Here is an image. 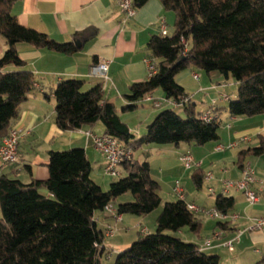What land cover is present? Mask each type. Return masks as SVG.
<instances>
[{
	"label": "trees",
	"instance_id": "trees-1",
	"mask_svg": "<svg viewBox=\"0 0 264 264\" xmlns=\"http://www.w3.org/2000/svg\"><path fill=\"white\" fill-rule=\"evenodd\" d=\"M16 1L0 0V36L6 43L0 70L8 65L19 68L0 71V140L7 135L11 122L18 117L20 104L27 100L35 84L32 72L23 69L26 62L20 58L17 45L25 43L70 55L95 36L93 28H86L74 32L70 41L58 42L19 23L12 12ZM147 1L132 2L136 9ZM159 1L165 11L174 14L173 30L149 37L146 48L156 72L129 86L124 95L127 102L120 110L134 111L142 101L164 109L157 112L144 134L135 137L114 104L106 99L101 84L84 89L82 79L58 82L52 90L53 119L58 129L80 130L101 123V134L120 141L131 154L120 164L119 174L111 176L118 179L110 182L106 190L91 178V163L83 147L50 150L45 180L31 177L24 183L1 175L0 264H104L103 257L110 258L104 246L105 237L110 236L106 233L115 228H100L96 214L103 212L117 224L123 214L145 216L160 206V184L151 176L149 163L139 162L134 152L149 144L179 147L182 143L204 145L219 139L221 120L215 112L221 109H206L211 118L202 120L200 116L205 111H194L189 95L176 81L180 72L201 69L206 73L217 71L225 79L231 77L237 84L236 98L221 96L228 101L229 115H264V0ZM76 40L80 47L75 45ZM155 89L163 92L164 99L153 97ZM147 97L159 105L154 106ZM263 153L261 138L257 146L238 152L237 163L242 169L246 155ZM193 170L192 180L200 187L205 173L200 167ZM126 193L132 200L118 202ZM176 198L164 202L155 219V230L141 231L110 264H221L217 255L206 253L202 245L178 234L187 228L198 236L201 214L192 212L187 206L191 202L185 198ZM108 205H112L115 216H121L120 220L106 210ZM233 205L231 196L219 194L214 198L213 208L219 212L230 215ZM254 264H264V259Z\"/></svg>",
	"mask_w": 264,
	"mask_h": 264
},
{
	"label": "crops",
	"instance_id": "crops-1",
	"mask_svg": "<svg viewBox=\"0 0 264 264\" xmlns=\"http://www.w3.org/2000/svg\"><path fill=\"white\" fill-rule=\"evenodd\" d=\"M12 12L22 25L46 33L58 42L70 41L74 32L86 28H93L95 36L85 42L76 53L70 55L36 49L25 43L17 45L20 58L26 62L23 69L32 72L35 84L33 90L29 92L27 100L20 104L18 117L11 122L9 127L22 131L18 143L17 161L11 165L3 164L0 161V176L5 175L24 183L29 182L31 177L45 180L49 174L48 152L50 150H65L70 147H83L91 163V168L96 164L100 166L95 159L101 154L95 150L91 139L84 136L86 130L97 134L99 130L97 124L80 130L63 131L58 129L54 123L55 100L52 90L58 82L64 79H82L84 89L101 84L106 99L114 104L121 120L126 123L130 132L135 137L144 134L146 126L150 123L148 121L156 112L145 111V116H142V119L139 118V126L134 128L129 119L123 117L128 113H123L117 108V105L122 107L126 104L127 100L124 95L128 93L132 83L146 80L145 60L150 58L146 43L151 35L159 33L160 19L165 20L167 28L171 23L173 25L174 14L172 12L165 11L159 0H148L144 5L136 8L135 14L130 18L125 17L113 0H17L12 5ZM5 49V40L0 36V57ZM101 62H107L106 78L93 70V67ZM15 70H19V68L8 65L1 68L0 71ZM190 72L191 75L194 73L191 70ZM185 75L187 76L189 73H185ZM185 75L177 76L176 81L189 95L190 102L194 104V111L199 113L206 109L214 111L221 109L215 114L220 119L221 115H224V119L228 123L226 131L219 132L218 140L207 142L204 145H191V143L188 145L191 154L201 161L200 171L203 173L212 172V180L206 182L203 178L202 185L205 182L207 187H212L214 191L212 195L216 197L221 194L222 179L235 180L241 176L242 169L237 163L238 152L249 146H257L260 139L264 138V115L230 116L220 94L218 99L211 98V102L208 104L204 102L203 97L198 100L196 97L199 92H204L208 88L214 89L215 86L200 85L191 93L184 83ZM152 95L159 101L164 99V94L160 89H155ZM199 101L202 105L199 104ZM142 123H145L143 128H141ZM233 124L237 125L236 128L232 126ZM101 133H103V126L100 127L98 134ZM241 136L248 137V141H239ZM236 141L238 143L236 147H224L226 144ZM219 146L222 148L217 149ZM174 148V150H179L180 146ZM156 150L158 154L156 158H160L159 151L164 155L174 151L158 147ZM147 162L150 165L152 176V161ZM242 163L249 164L254 171L256 181L252 188L258 192V201L250 204L241 192L231 191L228 196L233 197L234 205L230 210V215L234 214L235 218L229 217L227 220L218 221L201 214L198 216L201 223L198 236L192 234L187 228L181 229L178 233L186 240L199 246L202 245L206 253L217 255L221 264H254L264 259V224L258 228L248 229L253 225L252 219H264V153L258 156L246 155ZM154 179L156 180V178ZM201 186L196 187L199 189ZM182 189L186 202L206 205L198 204L194 198L198 197V194H193V198L189 199V194L183 187ZM213 207L214 200L210 205V208ZM124 215H122V221ZM139 217L141 218V216ZM96 222L103 229L114 225L113 220L103 212L96 214ZM145 230L147 229L142 228L140 232ZM239 231L241 233L238 240H235ZM208 239L211 240L210 244L204 245L205 240ZM227 241H232L231 250L224 245Z\"/></svg>",
	"mask_w": 264,
	"mask_h": 264
},
{
	"label": "rangeland",
	"instance_id": "rangeland-1",
	"mask_svg": "<svg viewBox=\"0 0 264 264\" xmlns=\"http://www.w3.org/2000/svg\"><path fill=\"white\" fill-rule=\"evenodd\" d=\"M173 25L172 23L169 25L168 32H172ZM192 72H195L199 75L200 79L196 81L192 75L190 70L182 71L179 73V75L183 76L189 73V75H185L186 78L184 80V83L188 86L192 92L196 88H199V86H207L210 85L214 87V89H207L204 92H199L197 94V99L200 100L201 97L206 102V104L211 102V98L218 99L219 94L220 96H228L230 97V100H233L236 98V90H237V84L236 82L230 77L228 79H225L219 72L212 71L209 73H206L205 71L201 69H192ZM178 75V77H179ZM218 83V84H217ZM205 96V97H204ZM212 96V97H211ZM199 104L202 105V103ZM228 105V101H225L224 106ZM121 105H117V108L120 110ZM138 109V110H136ZM134 111L127 112L128 114L126 116V119H129V122L134 128H137L135 126H139V118H143L142 116H145L146 112L152 111L156 112L153 116L157 114V112L163 110L164 108H156L151 106L150 102L142 101L139 102ZM176 111L179 110V108H175ZM142 111V112H141ZM152 119H150L151 122ZM221 122L219 125V132L221 130L226 131L227 124L226 120L224 119V115H221ZM135 124V125H134ZM145 123H142L141 128L144 127ZM231 124V123H230ZM235 124V123H234ZM232 125L236 128L235 125ZM98 125V131L97 134L100 131V127H102L101 123H97ZM85 133V132H84ZM85 137H87L86 134H84ZM188 143H182L180 145L179 150H174L175 148L172 145H158V144H149L145 145L139 150L135 151L133 156L136 158L139 162L142 161H152V176L153 178H156V180L160 184L159 189V195L161 198V204L160 206L155 209L153 212L141 216H135L131 214H125L123 216V221L118 222V224L112 225L115 229L113 232V235L106 236L105 237V248L106 252L110 254V258L105 260V257H103V262L105 264H110L114 261L117 253L120 251H123L127 249L130 244L136 240L138 234L140 233V229L146 228L149 230V232H153L155 230V219L158 213L160 212L164 202L167 201H174L176 200L177 196L175 195L173 188L176 184V181L178 180L180 183V186H182L187 194H189V199L193 198V194L197 195L196 198L198 204H206L205 206L198 205L199 207L205 208V209H211L210 205L213 202L215 196L209 195L207 193V183H203L201 188H197L192 180V172L193 169H186L180 160V157L189 152L191 153L189 149ZM191 145H194L191 143ZM227 145V144H226ZM156 147L162 148V149H173L174 151L166 153L164 155L161 151L160 152V158H156L158 156ZM71 148V147H70ZM98 155V154H97ZM102 158V159H101ZM97 163L100 165L94 166L92 168L91 172V178L99 185L102 189L106 190L110 184V182L117 180L116 177H111L105 174L104 168H105V161L103 157L97 156V159H95ZM95 161V162H96ZM101 162L103 163V167L101 166ZM132 200L131 194L126 193L118 198V202H124V201H130ZM101 228V225H99ZM185 239V237L181 236Z\"/></svg>",
	"mask_w": 264,
	"mask_h": 264
},
{
	"label": "built area",
	"instance_id": "built-area-1",
	"mask_svg": "<svg viewBox=\"0 0 264 264\" xmlns=\"http://www.w3.org/2000/svg\"><path fill=\"white\" fill-rule=\"evenodd\" d=\"M120 10L124 13L126 18H130L135 14V8L133 6V0H113ZM159 31L162 35L167 34L168 28L166 25V22L164 19H160V28ZM146 71H147V77L149 78L156 72V65L153 60L146 59ZM93 70L95 72H99L103 77L106 78V70H107V62H101L98 63L96 66L93 67ZM192 77L195 80H198L199 75L197 73H192ZM223 99H226L225 96L222 97ZM146 100L152 101L154 106L159 105V102L154 100L152 97H147ZM200 118L204 121H209L211 118V113L209 110L205 111ZM85 134L88 138L91 139V142L93 144V147L95 150H97L102 156L105 161V168L104 172L108 176H116L119 174V166L120 164L128 159V157L131 154L130 149L121 143L120 141L116 140L115 138L106 135V134H96L90 130L85 131ZM22 136V131L17 128H10L8 130V133L5 137H3L0 140V161L3 164H14L17 161V151H18V143L20 140V137ZM239 141L241 142H247L248 137L241 136L239 138ZM236 142H231L227 147H236ZM222 148L218 147L217 149ZM180 160L182 161L184 167L186 169H194L201 166V161L198 160L193 154L187 152L183 154L180 157ZM213 178V174L211 171H206L204 174V180L206 182H210ZM256 181L254 176V171L252 167H250L249 164H244L241 170V176L238 179H227L224 178L221 180V194L228 195L231 191H238L241 192L248 202L250 204H254L258 201L259 195L256 190L252 188L253 183ZM173 191L175 195L180 198L184 199V193L182 186H180L179 181H176V184L173 188ZM207 191L209 194H214L212 187H207ZM188 208L196 213V214H204L211 218H216L220 220L228 219L229 217L235 218L236 216L234 214H226L219 212L215 210L214 208L211 209H205L202 207H199L198 205L194 203H188ZM106 210L111 213L116 220H120L121 216H115L114 209L112 205H108L106 207ZM253 220V225L251 227H248V229H254L260 227L262 224H264L263 218H255ZM113 230H108L106 235H112ZM241 233V231L238 232L237 237L235 240H238V236ZM217 235V234H215ZM209 239L205 241V245L209 244ZM228 247V249H232V241H227L224 243Z\"/></svg>",
	"mask_w": 264,
	"mask_h": 264
},
{
	"label": "water",
	"instance_id": "water-1",
	"mask_svg": "<svg viewBox=\"0 0 264 264\" xmlns=\"http://www.w3.org/2000/svg\"><path fill=\"white\" fill-rule=\"evenodd\" d=\"M74 43L77 47H80V42L78 40H76Z\"/></svg>",
	"mask_w": 264,
	"mask_h": 264
}]
</instances>
